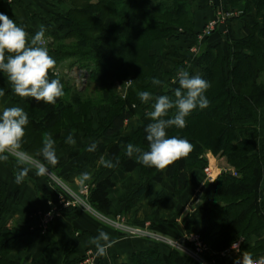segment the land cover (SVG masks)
<instances>
[{"label":"trees","instance_id":"16d2710c","mask_svg":"<svg viewBox=\"0 0 264 264\" xmlns=\"http://www.w3.org/2000/svg\"><path fill=\"white\" fill-rule=\"evenodd\" d=\"M195 0H69L71 9L67 13L52 15L48 45L49 54L59 62L75 59L89 71L91 80L97 84L92 92L78 90L82 96L74 102L68 101L67 82L65 95L57 102L45 104L34 98H20L13 89L4 84L0 88L13 95L28 114L29 123L22 149L38 156L46 133L51 134L55 145L63 130L73 133L79 123H84L86 134L99 139L108 137L116 140L108 146L100 145L98 151L107 153L113 163L125 172L141 167L151 181H161L162 173L138 164L126 153V145L132 143L148 151L144 131L147 124L132 134L126 135V121L136 116L137 109L151 111L153 101L144 103L138 93L148 91L153 96L169 95L174 99L177 84L167 81L160 90L151 83L159 74L168 76L184 68L178 66L173 72H164L163 58L154 51L155 43L166 39L183 37L196 41ZM232 11H242L245 18L248 10L255 6L258 23L245 26L246 36L230 43L229 53L219 51L214 60H205L202 78L210 83L205 95L210 104L205 109L197 107L187 118L183 129L172 127L168 136L187 139L193 150L166 169V176L175 182L176 194L190 184V173L194 169L204 170L208 164L207 153L226 156L238 176L222 173L214 182H207L200 193L205 202H213L214 214L222 219V228L217 236L211 226L199 232L202 240L216 253L229 249L232 243L243 239L241 253L248 251L254 259L264 256V240L260 232L264 229V195L261 194L264 178V155L257 152L254 139L257 128L248 133L243 122L254 118L256 111L264 108V0H228ZM239 16V17H240ZM240 17V18H241ZM56 28H52L55 26ZM221 32V31H217ZM215 32V33H217ZM214 33V34H215ZM213 35V34H212ZM211 35V36H212ZM33 35H29L31 39ZM209 36L208 38H210ZM207 38V39H208ZM189 67V66H188ZM172 76V75H171ZM131 80L127 93L118 92L117 85ZM89 93V94H87ZM108 106L106 119L94 126L93 111ZM173 110L169 112L171 117ZM245 133L248 138H242ZM264 149V144H263ZM115 186L111 178L91 187L90 203L105 215L110 214L109 189ZM146 190L142 185L138 195ZM17 193L9 191L7 183L0 181V218L9 211V201H16ZM228 218H231L228 221ZM193 222V220H192ZM193 231H190L191 233ZM20 242L14 230H0V264H14L9 254ZM134 264H199L179 253L164 255L159 248L137 253ZM229 264H232L231 261Z\"/></svg>","mask_w":264,"mask_h":264},{"label":"crops","instance_id":"0c3cea01","mask_svg":"<svg viewBox=\"0 0 264 264\" xmlns=\"http://www.w3.org/2000/svg\"><path fill=\"white\" fill-rule=\"evenodd\" d=\"M64 1L0 0V13L13 19L18 26L24 27L29 35L34 36L39 27L44 25L45 35L49 36L51 30H48L50 29L48 23L40 19L36 13L42 11L43 5H58L59 2ZM193 11L195 32L199 34L209 19L232 9L228 0H195ZM247 23L249 25L258 23L255 6L248 10L245 18L230 21V31L227 36L217 32L202 42H199L197 38L196 41L186 40L183 37L166 39L155 43L154 51L163 58L164 72H171L178 66H186L187 69L191 67L193 75L202 76L204 61L214 60L220 50L228 54L230 43L246 36ZM159 80L163 84L155 86L161 90L168 79L159 76ZM0 84L12 89L11 83L3 72H0ZM13 106L24 109L13 95L5 93L3 97H0V111L4 107ZM147 113L148 111L142 108L137 109L136 116L126 121L125 134L130 135L140 126L151 123ZM102 123L104 121L100 124ZM243 125L249 127V134L257 128L258 135L254 139L257 144L256 151L263 156L264 108L256 111L254 118L244 121ZM171 128L167 129V134ZM69 134L70 132L66 130L62 131L61 139L55 145L59 163L55 167H49L54 168L57 174L76 190L80 189L84 183L93 188L100 181L111 178L115 186L109 189L112 204L110 214L106 216L112 218L123 216L131 225L141 226L173 239H183L190 231L201 232L209 226L212 227L214 236L219 234L223 221L214 214L216 212L214 203L205 202L198 195L207 182H214L224 172L238 176L226 156H215L212 152H208V166L211 168L212 181L208 180L205 169H194L190 173L188 187L180 194H176L175 182L166 176V170L161 172V181H151L144 175L141 167L132 172H125L118 167L117 163H114L116 164L114 168H106L100 164L101 156L105 160L111 159L107 153L98 151L99 146L101 144L108 146L116 140L108 137L96 139L87 135L84 123H79L78 129L74 132L75 146L65 143ZM241 137L248 138L245 133H242ZM94 142L97 143V150L88 152V146ZM138 155L134 153L132 158L136 161ZM29 167L31 170L27 178L17 184L15 174L20 166L16 159L10 156L7 162L0 161V181L8 184L10 192L18 194L16 201H9V211L0 218V230L2 228L14 230L20 237L19 244L8 256V260L14 264H80L87 250L96 249L90 240L97 237L101 230L107 233L111 240L117 242L107 249L105 256H99V264H134L135 254L147 252L153 248H159L164 255L174 253L173 249L166 244L149 237L127 235L82 208H61L51 228L44 230L42 218L37 213L58 206L61 194L46 175L38 176L36 169ZM84 173H88L89 178L86 179ZM144 184H146V190L138 195V191ZM261 194L264 195V178ZM196 198L197 201L193 204ZM230 219L228 218V221ZM259 238L264 240V229L260 232ZM242 241L243 239H240L235 242L239 244L240 252L232 250L230 254L232 264H235L237 258L242 259ZM101 243L104 242L101 241Z\"/></svg>","mask_w":264,"mask_h":264},{"label":"clouds","instance_id":"9594fccd","mask_svg":"<svg viewBox=\"0 0 264 264\" xmlns=\"http://www.w3.org/2000/svg\"><path fill=\"white\" fill-rule=\"evenodd\" d=\"M45 33L46 28L41 25L35 35L29 39V34L24 27L18 26L13 19L0 13V72L6 74L18 97L22 99L34 98L37 102L42 101L45 104L54 105L59 98L65 95V92L61 80L51 78L58 76L57 61L49 54ZM176 82L179 86L174 89V99L169 95L154 97L148 91L138 93L142 102L153 101L152 110L147 113L152 122L144 129L149 150L142 151L132 143L126 145L125 154L129 158L134 153H138L136 158L138 164L155 168L159 172L165 171L178 160L186 158L193 150V145L187 139L168 136L167 129L171 127L185 128L187 126L186 118L197 107L205 109L210 104L205 93L211 85L199 74L191 75L186 69L180 68L173 80V83ZM151 83L157 86L163 84L158 78H153ZM4 95L5 90L0 88V97ZM173 109L174 112L169 118V112ZM28 123V114L22 107H4L0 111V161L7 162L10 156L16 159L20 166L19 171L15 174L17 184L27 178L31 170L29 166L36 169L38 176H44L48 174L49 166L55 167L59 163L55 141L49 133L44 135L43 146L39 151L43 161L34 159L32 155L22 149ZM65 143L75 146L74 130L67 136ZM96 150L97 143L95 142L87 148L88 152ZM99 162L106 168L116 166L111 160H105L103 156ZM83 175L86 179L89 178L88 173ZM116 242L102 230L97 237L90 240V243L96 246V255L100 257L105 256L107 249ZM231 248L240 252L238 243H232ZM235 264H264V256L254 259L250 252L244 251L242 259L237 258Z\"/></svg>","mask_w":264,"mask_h":264},{"label":"built area","instance_id":"2783aa9c","mask_svg":"<svg viewBox=\"0 0 264 264\" xmlns=\"http://www.w3.org/2000/svg\"><path fill=\"white\" fill-rule=\"evenodd\" d=\"M242 11H224L221 12L218 16L209 19L201 32L198 34V41L202 42L215 32L220 29L224 30L225 33H228L227 22L237 16H240ZM57 73L60 72L57 69ZM208 180L212 181L213 176L210 166L205 168ZM50 182L56 186L61 194L58 206H53L50 210L45 211L44 213H37L38 216H42L43 228L48 230L52 223H54L56 217L58 216L61 208H82L86 207V201L82 199V194L87 192L88 187L85 189L76 190L64 181H62L60 176L54 172H48L46 174ZM88 193V192H87ZM111 224L116 229L124 232L127 235L134 237H149L154 239L157 242L166 244L170 246L174 252L179 253L183 256H187L198 262L199 264H229L230 263V254L232 248H229L221 253L214 252L211 247L206 244L199 232H192L187 234L183 239H173L163 234H159L153 231L143 228L141 226H131L123 216H117L115 219L111 220ZM182 240H186L187 244H184ZM96 249L87 250L80 261V264H99L98 256L96 255Z\"/></svg>","mask_w":264,"mask_h":264},{"label":"rangeland","instance_id":"374dc122","mask_svg":"<svg viewBox=\"0 0 264 264\" xmlns=\"http://www.w3.org/2000/svg\"><path fill=\"white\" fill-rule=\"evenodd\" d=\"M57 2H58V0H57ZM63 3L59 2L58 5L57 4H53V5H49V4L43 5L42 11H38V13H36V14H38V17H40V19L45 20L46 23L50 24L51 22H53L52 21V15H55V14H57L59 12L67 13V11H69L72 8L69 0H65ZM234 12H236V11H234ZM240 17L237 16V17H235V18H233V19H231V20H229L227 22V24H228V26H227L228 33H225V29L224 30L220 29L219 31L222 30V34L224 36L229 35V31H230V21H232L234 19H237V18H240ZM52 28H56V25L55 26H52ZM48 30H50V29H48ZM45 37H46V40H47L46 46L48 47L49 43L50 42H53V38H51L50 36H46V35H45ZM74 61H75V59H67L65 61L59 62L58 63V66H57V69L60 72L58 75L61 76V77H63V78H65V81L67 82L68 90H67L66 98H67L68 101H72V102H74L76 98H78V97L81 98L82 97V96H79L78 95V90H82V89L86 88V89H88L87 92L90 93V92H92L93 90H95L97 88V84L94 83L91 80V75H90L89 71L87 69H85V68H82V66L80 64L74 63ZM176 74H174V75L171 74L172 76L171 75H168V76H164V77L167 78L168 80L170 79V82L173 83V80L175 79ZM159 76H163V74H159L158 76H155V78H158L159 79ZM132 84H133V82L131 80H128L126 82V86L125 87H123V84H118L117 85L118 92H121V91H124L125 90L124 91V94H126L128 88ZM173 84H177V82L176 83H173ZM89 93H87V94H89ZM107 108H108V106H104V108H102L100 111H97V110H94L93 111L92 116H93V119L95 121V127L98 124H100L101 122L105 121V119H106V113H107ZM33 158L36 159V160H39V161H43V159H42L43 157L40 156V155L33 156ZM49 170H50V172L52 171V172H54V173L57 174V172H56V170L54 168L49 167ZM57 175L60 176L59 174H57ZM60 179L62 181H64L62 179V177ZM64 182L67 185H69L70 187H72L66 181H64ZM86 187H88V190H85V191H87L88 193L87 192H84V194H82V199L84 201H86V207H82V209L91 212L92 214L98 216L99 218L103 219L104 221H106L107 223H109L112 226L111 220L112 219H115V218H112V217L106 216L104 214H101V213H99L96 210V208L90 203V200H89L90 190H91V187L92 186L89 185V184L84 183V185H82V187L80 189H85ZM80 189H77V190H80ZM70 208H72V207H70ZM44 212H42V213H44ZM39 217H42V216H39ZM56 219H57V217H56ZM56 219H55V221H56ZM53 224L54 223H52V225ZM131 226H135V225H131ZM98 261H99V256H98Z\"/></svg>","mask_w":264,"mask_h":264},{"label":"water","instance_id":"95a60500","mask_svg":"<svg viewBox=\"0 0 264 264\" xmlns=\"http://www.w3.org/2000/svg\"><path fill=\"white\" fill-rule=\"evenodd\" d=\"M201 191H202V190H201ZM199 196H200V194L198 195V197H199ZM196 201H197V198L194 200L193 204H195ZM182 242H183L184 244H187L186 240H182Z\"/></svg>","mask_w":264,"mask_h":264}]
</instances>
